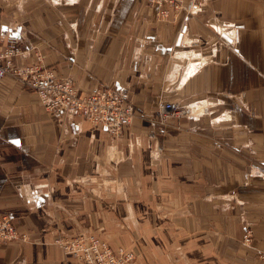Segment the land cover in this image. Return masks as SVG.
Returning a JSON list of instances; mask_svg holds the SVG:
<instances>
[{
	"label": "crops",
	"instance_id": "obj_1",
	"mask_svg": "<svg viewBox=\"0 0 264 264\" xmlns=\"http://www.w3.org/2000/svg\"><path fill=\"white\" fill-rule=\"evenodd\" d=\"M144 1L0 0L17 63L38 54L79 94L114 88L140 115L113 138L0 80V212L21 238L0 243V264H80L55 242L80 234L131 249L133 264H264V0H210L171 22ZM214 17L230 48L187 70ZM180 74L187 132L175 135L141 117Z\"/></svg>",
	"mask_w": 264,
	"mask_h": 264
},
{
	"label": "built area",
	"instance_id": "obj_2",
	"mask_svg": "<svg viewBox=\"0 0 264 264\" xmlns=\"http://www.w3.org/2000/svg\"><path fill=\"white\" fill-rule=\"evenodd\" d=\"M205 1L146 0L144 3L155 11L157 20L168 22L171 18L177 19L181 13H184V19L195 15L198 10H203ZM24 53L19 37L13 34L0 36V80L6 76L18 78L26 88L36 93L46 112L78 116L102 128L113 138L118 137L135 118L132 104L121 92L102 87L90 94H79L70 79L60 78L51 69L44 68L40 55H36L33 64L17 63L16 60ZM173 109L170 103H166L161 106V113ZM249 234H244V242L249 241ZM19 239L11 216L0 212V243ZM55 242L80 264H132L135 259L132 250L120 247L112 249L105 240L92 234H80Z\"/></svg>",
	"mask_w": 264,
	"mask_h": 264
},
{
	"label": "rangeland",
	"instance_id": "obj_3",
	"mask_svg": "<svg viewBox=\"0 0 264 264\" xmlns=\"http://www.w3.org/2000/svg\"><path fill=\"white\" fill-rule=\"evenodd\" d=\"M209 1L210 0H206L204 2V5H206ZM144 5L147 8H151L150 6L147 5L146 2L144 3ZM204 12H206V10H198L197 12H195L197 14L196 17L198 18ZM178 17H177V19H178ZM177 19L171 18L167 21L171 22V21H176ZM211 19H213V17ZM211 19H207L205 22L206 28H207V30L204 34L205 36L200 35L201 37H203L205 45L199 44V47H198L195 44L192 47H190V50L193 51V52H190V59L195 58L196 60H194L193 62L188 61L189 64L193 63L194 66H199L202 63L201 62L202 58H200L201 57L200 55L204 54V55L208 56L212 50H215L220 46H222L224 49L225 48L227 49V47H228L227 46L228 43L227 42L224 43L223 38H225L226 36H227V38H226L227 40L230 38V37H228L229 35H225V32H227V29L229 28V26H228L229 24L225 21H222V20L219 21L218 18H215L216 20H211ZM158 22H161V21L158 20ZM215 26H217V28ZM219 26H221V28H222L221 31L218 30ZM190 38L196 39V41H197V39H199V38L194 37L193 35H190ZM229 48L230 47H228V49ZM178 55H179V57H181L182 55H185V53L179 52ZM206 59H208V58H206ZM188 63L187 62L185 63V67L189 66ZM173 64L179 65V66L182 65L181 62H175V61H173ZM173 64H169V66H166V68L169 69V71H172V70L175 71V69L174 68L172 69V67L170 66ZM190 68H191V66H190ZM187 70H188V67H187ZM179 72L181 73V71H179ZM162 82L167 83L165 81V79ZM171 82H173V85L170 89L173 90V92L170 91V93H169V91H164V92L160 91L162 94H159V96L157 98L154 113L152 115L151 114L146 115V118H144V117H141V118L150 120L151 124H153V125L158 124L159 127L164 128V129H168V130H170V132L174 133L175 135H182L183 131L187 132L186 128L183 127V125H182V120H184L187 117L188 112L186 111L187 106L185 105V102L182 101L183 96H182L181 88H179L182 84L181 74L179 75V77L175 78ZM194 102H196V100L193 102H190V104H193ZM166 103H170L174 109L171 111H165V112L161 113V106L166 104ZM174 103H176V104H174ZM223 111H227V110H223ZM224 113L225 112H223L222 114H224ZM135 114H136V112H135ZM196 114H198V113H196ZM139 116L140 115L136 114L135 118H138ZM206 118H209V117L207 116ZM167 120H169L171 122L168 123L169 121L167 122ZM189 133H191V132H189ZM117 248H119V247H117ZM120 248H124V247H120ZM126 249H129V248H126ZM135 258H136V256H135ZM134 261H135V259H134ZM133 262H132V264H133Z\"/></svg>",
	"mask_w": 264,
	"mask_h": 264
},
{
	"label": "bare ground",
	"instance_id": "obj_4",
	"mask_svg": "<svg viewBox=\"0 0 264 264\" xmlns=\"http://www.w3.org/2000/svg\"><path fill=\"white\" fill-rule=\"evenodd\" d=\"M196 108H197L196 110L192 108L191 112H193L194 114H196V113H199V112L203 111L201 107H196Z\"/></svg>",
	"mask_w": 264,
	"mask_h": 264
}]
</instances>
